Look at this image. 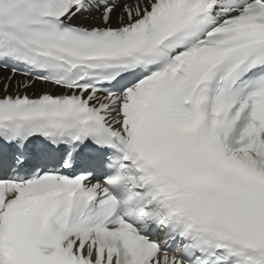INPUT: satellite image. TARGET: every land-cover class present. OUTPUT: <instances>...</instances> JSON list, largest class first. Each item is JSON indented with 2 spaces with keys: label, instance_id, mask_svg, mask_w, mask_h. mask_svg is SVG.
Listing matches in <instances>:
<instances>
[{
  "label": "snow or ice",
  "instance_id": "obj_1",
  "mask_svg": "<svg viewBox=\"0 0 264 264\" xmlns=\"http://www.w3.org/2000/svg\"><path fill=\"white\" fill-rule=\"evenodd\" d=\"M0 264H264V0H0Z\"/></svg>",
  "mask_w": 264,
  "mask_h": 264
}]
</instances>
